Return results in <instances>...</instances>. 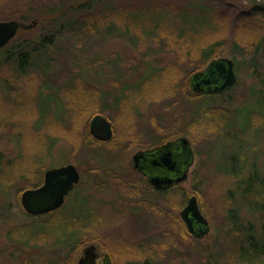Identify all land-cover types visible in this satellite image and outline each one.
<instances>
[{
    "label": "rangeland",
    "instance_id": "obj_1",
    "mask_svg": "<svg viewBox=\"0 0 264 264\" xmlns=\"http://www.w3.org/2000/svg\"><path fill=\"white\" fill-rule=\"evenodd\" d=\"M84 1L0 0V23L16 21L29 26L50 10L59 13L62 5ZM192 2L211 8L221 24L228 21L229 28L223 31L226 39L222 40L226 41V47L220 51L219 59L235 60L239 66L235 68L236 86L215 101L188 95L191 94L189 73L201 65V58L194 49L186 48V40H177L181 28L174 29L173 18L185 12ZM234 7L236 15L238 9H251L247 0H97V5L92 7L94 11L113 8L124 13L127 9L131 12L137 9L132 15L135 21H142L143 27L128 36L115 21L112 33L107 26L93 35L73 33V26L62 31L54 46L47 49L49 68L39 77L41 83L52 89L51 94L57 93L65 104L66 115L61 119L66 122V118H71L63 129L51 127V133L46 130V136L54 135L58 140L51 157L44 159L46 172L68 165L78 170L81 179L76 195L67 198L64 205L69 217L81 216V228L71 235L62 224L58 237H50L44 246L21 248V238L15 241V233L28 225L39 228L50 217L38 220L29 217L20 202L19 190L23 185L15 184L8 197L0 195V253L13 249L9 264H69V259L62 257V250L74 242L97 245L121 264H209L217 251L224 256L215 264H244L236 253L237 231L244 225L251 226L260 235L264 227V209H259L264 206V50L249 49L256 35L242 30L239 23L242 20L233 15ZM164 10L167 11L160 16L156 14ZM165 13L170 19L165 20L163 28H156L154 23L164 21ZM185 14L179 16L181 20L189 18ZM78 17L75 12L69 13L61 21L62 27ZM21 19L31 22L24 23ZM55 31L49 23L20 30L13 47L25 40L38 42L41 36ZM234 39L244 43L243 52L232 50ZM185 52H191L192 58L179 59ZM2 58L0 52V80L5 73L8 78L11 75L9 67L1 63ZM209 64L199 68L196 74L206 71ZM176 65L178 68H174ZM175 76L178 80L172 81ZM80 82L93 90L84 89L72 96L63 91ZM31 84L30 81L26 86ZM35 90L36 87L32 91ZM248 111L255 116L246 119ZM98 116L112 126L114 135L109 146L86 142L90 122ZM24 124L15 130L18 132ZM70 126L74 132H66ZM29 135L32 138L33 134ZM15 137L7 130L0 139V155L8 161L21 154V145L32 156L40 152L33 150V145H18ZM179 138L191 143L195 162L188 180L178 188L188 193V200L197 198L201 213L210 224V232L203 240L189 235L179 220L184 208L180 196L166 192L161 195L152 190L133 169L132 159L137 153ZM253 201L258 202L256 206L250 203ZM231 212L239 225L231 224ZM12 230L14 242L6 239L9 246L2 249L4 238ZM64 237L65 243H55ZM78 253L80 250L73 258ZM138 253L143 259L137 261ZM151 255L155 259L149 262L145 258Z\"/></svg>",
    "mask_w": 264,
    "mask_h": 264
},
{
    "label": "trees",
    "instance_id": "obj_2",
    "mask_svg": "<svg viewBox=\"0 0 264 264\" xmlns=\"http://www.w3.org/2000/svg\"><path fill=\"white\" fill-rule=\"evenodd\" d=\"M247 2L251 5V9L243 11L238 9L239 11L236 10V15L234 7L233 15L238 16L239 20H242L239 22L242 25L240 26L242 27V30L249 32L251 35H256L255 40L251 41V46H249V49L251 51L253 50L255 52H259L261 49L264 50V37L262 38V34L264 35V0H247ZM96 5L97 0H85L82 4L75 2V4L71 6L67 4L62 5V7H60L61 9L59 13H55L50 10L48 13L46 12L42 15V19H36L37 21L34 23H36L37 27H40V25L43 23H49L50 25L53 24L54 28H56L55 32H50L43 37L41 36V40L38 42H33V40H25L16 47H13L18 41L16 39L20 36L19 35L11 44V46L9 44L5 49L0 51L3 54L1 63L9 67L11 71V75L9 74L10 78H8L5 73V75H2L4 78L0 80V103H2L0 106V110L2 111H0V139L4 134V131L6 132L8 130L10 134L14 133L16 135L15 138L18 141V145L24 143V146L27 145L28 147L33 145L35 147L33 150H38V152L40 151L38 154L36 153L32 156L30 151H24V148L21 145V154L13 160L8 161L4 156L0 155L1 196L3 195L4 197H8L11 186H14L15 184L23 185L22 189L19 190L20 198L23 192L38 189L42 186L41 184H43V174H45L47 170L44 156L48 158L51 157L50 154L54 144L58 140V138H56L54 135H52L51 138L46 136L45 132L46 130H49V133H51V127H60L63 129L66 122H68V124L70 122V115H72L73 111H69L68 115L70 118H66V122L65 120H62L61 116L63 117V115H66L65 104L62 102L61 97L58 98L57 93L51 94L52 89L46 86L44 83H41L39 77L49 68V61L48 58H46L47 49L54 46L57 37L62 34V31L67 27L73 26V33L78 31L80 34L93 35L103 26H107L108 30L112 33L115 28V21L116 24L119 25L118 28L124 30L125 34L128 36L131 33H136L141 29V27H143L142 21H135L132 15V13H136L138 11L137 9L133 12H131L130 9H127V11L124 13L117 9L114 10L113 8L94 11L92 7ZM165 11L167 10L156 14L160 16ZM73 12L79 14L78 19L72 21L70 24L68 22L66 27H62L61 21L67 17L69 13ZM186 12L187 14L185 15H188L189 18L186 20H181L179 16ZM182 14L175 15L173 18L175 20L174 29L181 28L178 33L176 32L178 36L177 40H186V48L188 46L194 49L197 53H199V59L201 58V65L199 66L198 64L196 68H193V70L189 73L190 78L187 81H189L188 85L190 88V80L193 75L196 74V72L200 71L199 68H203L210 62L219 59L221 54L220 51L226 47L224 46L226 41L222 42L223 39H226L223 35V31L227 32L229 23L228 21H224L221 24L218 21V15L211 8L199 2H192L191 6L188 7V9ZM147 15L148 14H146V16ZM165 16L166 17H162L164 18V21L154 23L156 28H163V25L166 22L165 20L170 19L168 14L165 13ZM21 21L24 23L31 22L29 19H21ZM71 32L72 31L70 30V33ZM20 33L23 34L24 32L21 31ZM212 38H214L213 41H211ZM220 40L221 42H219ZM243 44L244 43L242 41H235L234 39V41L231 43L232 50L237 53L243 52ZM184 58L185 60L188 58L191 59V52H185L182 58L179 57L181 60ZM233 62L236 64L235 60ZM237 66L238 65L236 64V67ZM250 66L252 67V63H250ZM174 68H178L177 65ZM158 71L159 73L163 74V71ZM158 71H156V75ZM176 80H178V76L172 77V81ZM30 81L32 84L26 86ZM184 86H186V82ZM35 87L36 90L32 91L35 89ZM84 89H89L90 91L93 90L92 87H88L85 83L80 82L65 87L63 91L72 96L76 95L77 92L83 91ZM188 95H190V97L193 99H196V97L200 96V98H210L212 101H215V99L221 98L223 96V94H199L196 96L193 95L192 91L191 94ZM97 96L99 98V91ZM31 111L34 112L33 115H30L29 112ZM245 113L246 119L251 115L255 116L253 112L248 111ZM206 114L207 111L205 110L204 114H202L204 115V118ZM20 121L23 122L20 123ZM22 123H25L24 126H21L17 132L15 128L18 125L20 126ZM70 127L71 128H66L68 130L66 132L75 131L72 126ZM24 133L27 135H23ZM29 133L33 134L32 138L30 137ZM85 139L87 140L86 142L91 143V145H110V142L105 143L95 140L91 136L90 131H87ZM241 184L239 186L243 185ZM193 191L195 192V189H193ZM75 193L76 188L73 192L69 193L70 195L68 196V199L74 197L76 195ZM162 193L160 194L162 195ZM166 193H177L182 201V206L185 207L187 204L188 193L178 188V186L170 189ZM248 198L250 201L249 195ZM253 199L255 200V198ZM258 200L261 199L258 198ZM250 203H252L253 206H256L258 202L253 201ZM259 207V209H264V206ZM230 215L232 218L231 224L236 226L239 225L237 217H235L232 212ZM47 217H50V219L47 222L40 224L39 228L34 225H28V227L24 228L20 233H15V241L19 242V238H21V248L30 249L44 246L45 241L50 240V237H58V228L62 224L66 225L71 235L76 233V228H81V216L69 217L66 215V205L56 212L51 213L50 215L31 218L38 220ZM257 234L258 233H256L251 226L245 225L240 227V230L237 231L239 242L236 247V253L240 262L244 264H264V227L260 232V235ZM66 240L67 239H65V237L61 239L59 238V240H55V243L61 241L62 244V242L65 243ZM136 256L137 261L143 259V257H140L139 253ZM223 256V252L221 253L220 251H217V253L210 257L208 263L215 264L218 261V258H222ZM145 259H148L149 262H152L155 258H153L151 255Z\"/></svg>",
    "mask_w": 264,
    "mask_h": 264
},
{
    "label": "water",
    "instance_id": "obj_3",
    "mask_svg": "<svg viewBox=\"0 0 264 264\" xmlns=\"http://www.w3.org/2000/svg\"><path fill=\"white\" fill-rule=\"evenodd\" d=\"M36 23L26 26L16 21L0 23V50L13 41L20 30H30ZM235 63L228 59L210 62L206 71L194 74L190 80L193 95H217L232 90L237 84ZM108 120L98 116L89 126L91 136L99 142H110L113 130ZM194 153L190 142L180 138L149 152H139L133 157V169L147 178L155 190H168L188 180L194 165ZM41 187L25 191L21 195V207L30 217H43L62 208L69 193L80 182V174L73 165L48 170ZM188 233L196 240H203L210 232L209 223L201 213L197 198L191 197L180 212ZM92 252L85 253L81 264H89Z\"/></svg>",
    "mask_w": 264,
    "mask_h": 264
},
{
    "label": "flooded vegetation",
    "instance_id": "obj_4",
    "mask_svg": "<svg viewBox=\"0 0 264 264\" xmlns=\"http://www.w3.org/2000/svg\"><path fill=\"white\" fill-rule=\"evenodd\" d=\"M180 139V138H179ZM186 139V138H185ZM178 140V139H177ZM172 142H174V141H172ZM191 144V143H190ZM191 147H192V145H191ZM157 148H159V147H157ZM157 148H155V149H157ZM152 150H154V149H152ZM152 150H150V151H152ZM192 150H193V148H192ZM142 152H149V151H142ZM193 153H194V150H193ZM193 157H195V153H194V156ZM194 160H195V158H194ZM192 169V167L190 168V170ZM136 172V171H135ZM190 172V171H189ZM138 174H140L139 172H137ZM144 179L143 180H146V182H147V184L149 185V183H148V180H147V178L146 177H144L142 174H140ZM188 177H189V174H188ZM150 186V185H149ZM176 186H179V185H174L173 186V188L174 187H176ZM150 188H152V190H155V188H153L152 186H150ZM172 187L171 188H169L168 190H155V191H157V192H160V193H162V192H167V191H169L170 189H173ZM188 203V202H187ZM187 205V204H186ZM185 205V206H186ZM252 212H258V210H253ZM259 212H261V211H259ZM203 215V214H202ZM179 220H181V222L183 223V225L185 226V224H184V222L182 221V219H181V217H180V219ZM209 227H210V224H209ZM185 228H186V226H185ZM187 229V228H186ZM185 229V230H186ZM13 232V230L12 231H10V232H8V234H7V238L5 237L4 239V241L2 242V244H3V248L2 249H5L7 246H9V245H7L6 244V239L9 241V242H11V243H13L14 241H13V237H12V235H11V233ZM188 232V231H187ZM189 234V233H188ZM190 235V234H189ZM4 245H5V248H4ZM8 249V248H7ZM79 250H80V254L78 255V256H75L74 258H73V256L75 255V254H77V252H79ZM92 252L93 253V256L91 257L92 259L90 260V263L89 264H121L120 262L118 263L117 262V260H116V258H115V256H112V255H110V254H107V253H104V252H102L101 251V249H100V247L99 246H95V245H92V244H79L78 242L77 243H72V245L70 246V247H67V248H64L63 250H62V257L64 258V257H66L65 259H69V264H81V261L84 259V257H85V253H87V252ZM13 249H12V251L11 252H9L8 250H6L5 252L3 251V252H1L0 253V262H1V264H6L7 263V261H8V263L7 264H9V262L10 261H12L11 260V258H13ZM121 253H122V250L121 249H119V252H118V254H119V258H122V256H121ZM67 255V256H66ZM11 264V263H10ZM125 264V263H124Z\"/></svg>",
    "mask_w": 264,
    "mask_h": 264
}]
</instances>
